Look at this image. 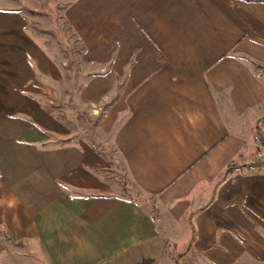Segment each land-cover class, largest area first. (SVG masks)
I'll list each match as a JSON object with an SVG mask.
<instances>
[{
    "label": "crops",
    "instance_id": "0c3cea01",
    "mask_svg": "<svg viewBox=\"0 0 264 264\" xmlns=\"http://www.w3.org/2000/svg\"><path fill=\"white\" fill-rule=\"evenodd\" d=\"M22 4L42 0H0V264H264V169L225 172L264 115V0L68 3L99 71L79 100L106 106L142 199L92 142H65L46 109L61 70Z\"/></svg>",
    "mask_w": 264,
    "mask_h": 264
},
{
    "label": "rangeland",
    "instance_id": "374dc122",
    "mask_svg": "<svg viewBox=\"0 0 264 264\" xmlns=\"http://www.w3.org/2000/svg\"><path fill=\"white\" fill-rule=\"evenodd\" d=\"M69 2L70 0H52L49 3V1L42 0V7L38 9H30L22 4V9L24 8L30 14L32 33L43 41L46 50L61 70V81L50 85L52 89L49 94L54 98L53 104L58 106L54 112L63 118L62 121L65 124L68 125L71 122V125H68L69 129L75 127L71 130L72 136L92 142L106 157L110 169L105 171L104 176L111 181L113 186L120 187L119 190L126 195L131 193L133 197L142 199L145 194L130 180L126 164L115 142L114 130L109 132L102 130L99 126H93L96 118L102 117L106 106H102L97 113H94L88 105L79 100V89L88 78L98 74L99 71L87 59L81 58L80 51L83 43L78 35H73L74 31L64 15ZM249 156L243 157V160ZM125 181L129 182V190L123 186ZM177 257L176 261L165 255L164 260L160 259L159 263H186L182 256L177 255Z\"/></svg>",
    "mask_w": 264,
    "mask_h": 264
},
{
    "label": "trees",
    "instance_id": "16d2710c",
    "mask_svg": "<svg viewBox=\"0 0 264 264\" xmlns=\"http://www.w3.org/2000/svg\"><path fill=\"white\" fill-rule=\"evenodd\" d=\"M70 28L73 30L71 25H70ZM75 34H76V32L74 31L73 35H75ZM80 55H81V58H83V60H86L84 45H83L82 50L80 51ZM82 87L79 89L78 93H80ZM56 108H58V106L53 104V103H48L46 105V109L50 113H53L54 115H56V113L54 112L56 110ZM57 117L60 120H63V118H60L59 116H57ZM101 119H102V117H97L96 120L94 121L93 126H99ZM68 125H71V122H69ZM68 125L66 124V126H68ZM74 128L75 127H70V130H73ZM74 138L75 137L72 136V137L68 138L67 140H65V142L72 141ZM243 153L244 154L246 153L247 155L250 153H253L254 156L251 157L248 155L249 156L248 159H245V160L241 159L239 161L234 159V160L230 161L226 167V170H225L227 175L231 174L236 169H240V170H247V169L262 170V169H264V115L260 116L256 120L255 125L253 127L251 142L249 144H247L246 146H244L242 152H240V155H239L240 158H242ZM123 186L127 190H129V188H130L128 181H125L123 183ZM129 194L131 197L133 196V195H131V193H129ZM153 216L155 218V215H153ZM165 244L167 246V242ZM133 264H160V263L155 258L145 257V258H142L141 260H139Z\"/></svg>",
    "mask_w": 264,
    "mask_h": 264
}]
</instances>
